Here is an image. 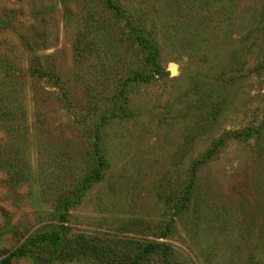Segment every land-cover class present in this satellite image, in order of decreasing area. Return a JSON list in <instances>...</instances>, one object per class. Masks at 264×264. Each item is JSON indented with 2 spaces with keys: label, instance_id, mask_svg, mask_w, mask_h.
Here are the masks:
<instances>
[{
  "label": "rangeland",
  "instance_id": "374dc122",
  "mask_svg": "<svg viewBox=\"0 0 264 264\" xmlns=\"http://www.w3.org/2000/svg\"><path fill=\"white\" fill-rule=\"evenodd\" d=\"M113 1L0 0V263L264 264V0Z\"/></svg>",
  "mask_w": 264,
  "mask_h": 264
},
{
  "label": "trees",
  "instance_id": "16d2710c",
  "mask_svg": "<svg viewBox=\"0 0 264 264\" xmlns=\"http://www.w3.org/2000/svg\"><path fill=\"white\" fill-rule=\"evenodd\" d=\"M107 2V6L108 8L112 9V10H117V7L116 5L114 4V1L113 0H106ZM21 39V38H20ZM141 42H144L145 45L147 47H151V45L147 42V41H144L143 39L141 40ZM22 48L23 49H26L27 51H32L34 49V46L32 45V43H23L22 44ZM41 49H46V47H40ZM155 55H152V61L155 60ZM1 57V56H0ZM31 61V59H30ZM37 70V69H35ZM155 72H159L157 71V69L155 70ZM6 68L2 71L1 75H6ZM140 75L136 74L135 78L139 77ZM32 77L33 78H37V79H44L46 78V75L41 73L40 71H36L35 73L32 74ZM99 175V171L98 170H95L92 174V176H90V178H93V177H97ZM74 202V201H73ZM64 206L65 208H68L72 202H71V199L70 197H67L64 201ZM51 238V242L52 243H55V241L53 240V236L49 237ZM48 240V237L46 238H37V237H28L22 244V246L20 248H17L15 249L14 251H12L11 253H9L4 259H2L1 263L0 264H10V261L11 259L14 257V256H24V255H27L29 253V250H31V248H36L37 245V248H40L41 245H43V243H45L46 241ZM159 245H156V244H153L151 245V247L147 248L146 250L147 251H150L152 249H154L155 247H158ZM40 252L43 251L42 250H39Z\"/></svg>",
  "mask_w": 264,
  "mask_h": 264
}]
</instances>
